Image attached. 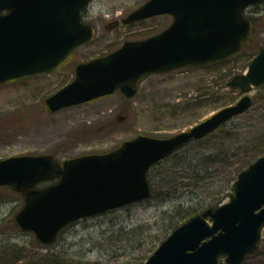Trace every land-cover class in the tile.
I'll list each match as a JSON object with an SVG mask.
<instances>
[{"label":"water","instance_id":"obj_1","mask_svg":"<svg viewBox=\"0 0 264 264\" xmlns=\"http://www.w3.org/2000/svg\"><path fill=\"white\" fill-rule=\"evenodd\" d=\"M264 0H147L123 24L170 14L161 32L127 40L108 54L80 62L72 81L48 96L51 113L101 96L134 97L150 75L201 65L239 53L253 32L245 9ZM90 0H0V83L51 72L89 41L92 23L82 20ZM264 84V46L243 74L229 81L243 96L211 116L169 137L145 134L104 153L60 162L55 155L24 154L0 160V186L24 193L14 220L53 243L72 221L149 198L148 171L187 143L204 138L253 105L250 94ZM59 177L45 187L38 183ZM228 201L192 216L160 243L142 264H241L255 252L264 230V154L239 172Z\"/></svg>","mask_w":264,"mask_h":264},{"label":"rangeland","instance_id":"obj_2","mask_svg":"<svg viewBox=\"0 0 264 264\" xmlns=\"http://www.w3.org/2000/svg\"><path fill=\"white\" fill-rule=\"evenodd\" d=\"M145 1L91 0L83 11L84 21L95 27L89 42L77 47L52 72L0 83V160L51 153L62 162L84 154L110 151L138 134L169 137L243 96L241 90L229 86L228 82L236 74L244 73L264 46V2L248 7L246 15L259 16L260 23L256 24L243 50L225 64L189 66L153 74L140 84L132 98L116 91L49 112L45 99L74 79L78 63L108 54L127 40L157 34L171 24L170 14L123 24L122 18ZM251 95L254 103L248 111L204 138L186 144L175 152L173 159L151 167L150 198L73 221L52 244L40 243L33 232L23 231L16 225L14 216L25 203L24 194L11 186H0V264L144 263L172 232L173 225L191 213H202L208 208L207 199L215 196L220 188L200 191L204 187L198 188L195 179L188 177L190 171L185 170L188 161L213 153L219 160L222 153L228 152L231 163L236 164L245 150L264 146V88L254 87ZM217 166L216 175L221 178L231 176L235 168L218 161ZM210 191L214 192L207 196ZM229 191L221 193L224 196L220 204L229 200ZM241 264H264V231L255 252Z\"/></svg>","mask_w":264,"mask_h":264},{"label":"trees","instance_id":"obj_3","mask_svg":"<svg viewBox=\"0 0 264 264\" xmlns=\"http://www.w3.org/2000/svg\"><path fill=\"white\" fill-rule=\"evenodd\" d=\"M263 3V2H261ZM261 3H257L256 5H260ZM253 22L254 25V29L256 24L260 23V17L259 16H253V15H248ZM237 56V55H236ZM231 57V58H227V59H223V60H218L212 63H208L205 65H218V64H225L226 62H228L229 60L235 58ZM262 88H264V84L262 86H260ZM243 156L241 158H239L236 161V164H232L229 157L231 156L228 152L222 153L224 154V156L222 157L221 154V159L218 160V155L213 153V154H208L206 155L204 158H201L200 156H197L196 158H194L196 161L194 160H190L188 161V165H185V170L190 171L188 172L189 174V178L195 179L194 183L195 185L200 188V187H204L201 188L200 191H204L205 188H210V187H215V186H219V190L217 192H215V196H213L210 199H207L208 201V207L209 206H217L218 204H220V202H222V192L226 191L227 189H229V195L232 193V183L236 180L239 172H241L243 169H245L246 167H248L254 160H256L260 155L264 154V146H257L255 148H250L249 150H245L243 152ZM176 153L171 154L170 156H168L167 158L158 161L155 165H161L163 162L165 161H169L170 159H173V155H175ZM211 155V156H209ZM217 159H216V158ZM208 160H211L208 163ZM221 162L222 165H235L234 170L231 172V176L227 175V177L225 178H221V176L216 175V170L218 169V166L216 167V162ZM154 166V165H153ZM149 175V173H148ZM201 182V183H200ZM212 192L214 191H210L208 194H206L207 196L210 195ZM199 196V194L197 195ZM214 204V205H212ZM203 210H201L202 212ZM199 213V212H198ZM197 214V213H194ZM194 214H189L185 220H187L190 216L194 215ZM184 220V221H185ZM184 221L179 222L178 224L173 225V229L176 228L178 225L182 224ZM166 238V236L162 239V241ZM17 244H14L13 247H16ZM249 257V256H248ZM148 258V257H147ZM21 259V258H18ZM246 260V259H245Z\"/></svg>","mask_w":264,"mask_h":264}]
</instances>
